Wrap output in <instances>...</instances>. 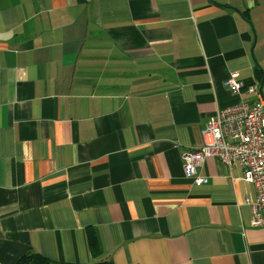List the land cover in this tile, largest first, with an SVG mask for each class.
Wrapping results in <instances>:
<instances>
[{"label":"crops","instance_id":"obj_1","mask_svg":"<svg viewBox=\"0 0 264 264\" xmlns=\"http://www.w3.org/2000/svg\"><path fill=\"white\" fill-rule=\"evenodd\" d=\"M231 73L264 99V0H0V264H264L241 168L183 171Z\"/></svg>","mask_w":264,"mask_h":264},{"label":"built area","instance_id":"obj_2","mask_svg":"<svg viewBox=\"0 0 264 264\" xmlns=\"http://www.w3.org/2000/svg\"><path fill=\"white\" fill-rule=\"evenodd\" d=\"M237 73L226 81L234 93L255 96L242 99L235 105L217 110L202 129L203 142L198 148L182 153L183 171L196 185L205 184L207 177L199 176L198 168L209 156L241 168V179L251 183L256 191L250 200L251 224L264 227V112L263 96L254 84L244 86Z\"/></svg>","mask_w":264,"mask_h":264},{"label":"trees","instance_id":"obj_3","mask_svg":"<svg viewBox=\"0 0 264 264\" xmlns=\"http://www.w3.org/2000/svg\"><path fill=\"white\" fill-rule=\"evenodd\" d=\"M94 230L88 228L86 229V240L88 244V248L94 256L99 253L98 243L95 237ZM15 264H105L103 261H97L93 263H69V262H58L52 261L48 258L42 256L41 254L29 251L24 253Z\"/></svg>","mask_w":264,"mask_h":264}]
</instances>
